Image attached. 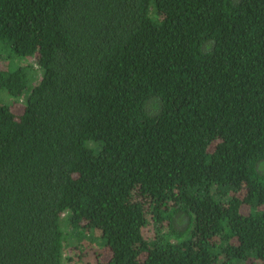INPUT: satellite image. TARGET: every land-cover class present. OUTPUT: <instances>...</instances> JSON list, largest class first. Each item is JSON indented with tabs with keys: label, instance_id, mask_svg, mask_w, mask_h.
<instances>
[{
	"label": "trees",
	"instance_id": "trees-1",
	"mask_svg": "<svg viewBox=\"0 0 264 264\" xmlns=\"http://www.w3.org/2000/svg\"><path fill=\"white\" fill-rule=\"evenodd\" d=\"M81 234L264 264V0H0V264Z\"/></svg>",
	"mask_w": 264,
	"mask_h": 264
},
{
	"label": "rangeland",
	"instance_id": "rangeland-1",
	"mask_svg": "<svg viewBox=\"0 0 264 264\" xmlns=\"http://www.w3.org/2000/svg\"><path fill=\"white\" fill-rule=\"evenodd\" d=\"M66 232L70 231V227L64 223ZM70 233V232H68ZM92 243L90 246H95V241L91 239V236L83 235L81 234L79 237L70 238V236L65 240V250H64V256L65 257H71V261H69L66 264H89L88 258L91 256L90 253L92 252V248L88 247L87 242ZM77 246V247H76ZM80 248H82L80 251H78ZM90 248V249H89ZM82 255V256H80ZM88 257V258H87Z\"/></svg>",
	"mask_w": 264,
	"mask_h": 264
}]
</instances>
